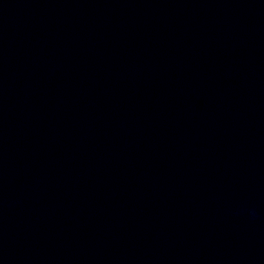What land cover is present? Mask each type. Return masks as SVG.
Listing matches in <instances>:
<instances>
[{"label":"water","instance_id":"1","mask_svg":"<svg viewBox=\"0 0 264 264\" xmlns=\"http://www.w3.org/2000/svg\"><path fill=\"white\" fill-rule=\"evenodd\" d=\"M0 264H264V0H0Z\"/></svg>","mask_w":264,"mask_h":264},{"label":"clouds","instance_id":"2","mask_svg":"<svg viewBox=\"0 0 264 264\" xmlns=\"http://www.w3.org/2000/svg\"><path fill=\"white\" fill-rule=\"evenodd\" d=\"M246 211L250 219H254L257 216V211L254 207H249L246 209Z\"/></svg>","mask_w":264,"mask_h":264}]
</instances>
